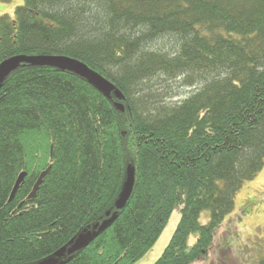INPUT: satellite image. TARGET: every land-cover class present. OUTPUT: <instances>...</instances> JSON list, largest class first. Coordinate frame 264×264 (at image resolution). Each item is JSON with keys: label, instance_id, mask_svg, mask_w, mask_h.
Masks as SVG:
<instances>
[{"label": "trees", "instance_id": "trees-1", "mask_svg": "<svg viewBox=\"0 0 264 264\" xmlns=\"http://www.w3.org/2000/svg\"><path fill=\"white\" fill-rule=\"evenodd\" d=\"M168 38L171 50L159 48ZM40 55L79 60L115 90L53 66L7 73L0 264H134L178 209L155 264L207 261L243 185L264 169V0H24L15 19L0 17V65ZM161 76L199 88L166 107L150 84ZM130 170L133 191L118 210ZM87 232L98 236L86 248L56 256ZM238 251L224 249L225 264Z\"/></svg>", "mask_w": 264, "mask_h": 264}, {"label": "rangeland", "instance_id": "rangeland-1", "mask_svg": "<svg viewBox=\"0 0 264 264\" xmlns=\"http://www.w3.org/2000/svg\"><path fill=\"white\" fill-rule=\"evenodd\" d=\"M23 5L24 0H0V17L8 15L15 19L16 9ZM162 41H160L162 42L160 44L159 42L157 43L158 47L164 50H171V38ZM150 84L156 92L164 94L163 100L166 107H168L167 105L182 102L199 88V86H186L182 78L171 80L164 76L154 79ZM154 90L152 91L155 92ZM153 114V111L145 112L148 117L153 116ZM209 218L210 214L204 213L201 221L207 224ZM179 221L180 210L178 209L173 212L168 225L156 244L134 264H155L167 249ZM216 241V247L210 253V257L207 261L199 264H225L223 261L225 252L223 250L229 247H231L232 252L240 250L236 253L237 255L234 253L227 254L231 260L229 264H256L260 255L258 252L259 242L264 241V169L254 180L248 181L243 185L236 198V208L232 214L226 217L224 225L218 232ZM194 242L195 238L192 237L191 244ZM73 250L74 246L67 247L57 257L65 258ZM51 260L53 259L44 260L40 264H49Z\"/></svg>", "mask_w": 264, "mask_h": 264}, {"label": "water", "instance_id": "water-1", "mask_svg": "<svg viewBox=\"0 0 264 264\" xmlns=\"http://www.w3.org/2000/svg\"><path fill=\"white\" fill-rule=\"evenodd\" d=\"M32 64V65H46V66H53L69 71H73L82 77L86 78L90 83H92L94 86H96L99 90L103 91L107 95H110L114 90L115 87L107 80L104 76L100 75L95 70L88 67L85 63L72 59L65 56H46V55H40V56H17L14 58H11L4 63L0 65V86L4 79L6 78L7 73L16 68L19 64ZM117 97L120 99H123V95L120 92H117ZM50 167L41 173L39 176L32 193L29 195V199H34L36 197V193L40 187V185L43 183L44 178L46 177ZM27 176L26 173L22 174L18 180L16 181V184L14 186V190L11 195V200L15 197V194L17 193L21 183L23 182L24 178ZM135 183V172L133 170H130L128 172L127 181L125 184L124 191L120 197V199L117 202L116 208L118 210L123 209L126 206V203L128 199L131 196V193L133 191ZM22 204L19 206L21 207ZM116 219V217H113L110 221H107L103 224L101 231H104L107 229L110 224ZM98 236V233H91L87 232L84 236L80 237L76 242L74 246L75 251H80L84 248H86L93 239H95ZM74 241H71L70 245H73ZM65 248H62L56 253V256L61 255L64 252ZM65 261L58 262V260L53 259L49 262V264H65Z\"/></svg>", "mask_w": 264, "mask_h": 264}]
</instances>
